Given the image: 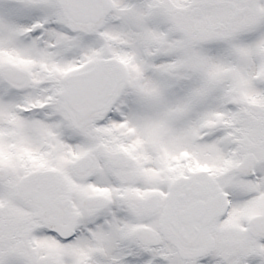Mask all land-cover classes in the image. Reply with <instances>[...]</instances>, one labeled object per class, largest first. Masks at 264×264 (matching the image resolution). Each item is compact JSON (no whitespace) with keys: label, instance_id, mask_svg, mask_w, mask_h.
Instances as JSON below:
<instances>
[{"label":"snow or ice","instance_id":"6c2138e0","mask_svg":"<svg viewBox=\"0 0 264 264\" xmlns=\"http://www.w3.org/2000/svg\"><path fill=\"white\" fill-rule=\"evenodd\" d=\"M0 264H264V0H0Z\"/></svg>","mask_w":264,"mask_h":264}]
</instances>
